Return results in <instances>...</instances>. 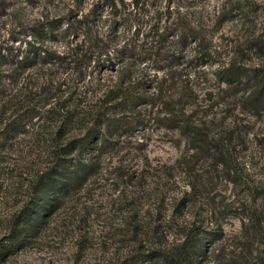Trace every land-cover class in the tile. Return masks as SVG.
Wrapping results in <instances>:
<instances>
[{
	"label": "rangeland",
	"instance_id": "374dc122",
	"mask_svg": "<svg viewBox=\"0 0 264 264\" xmlns=\"http://www.w3.org/2000/svg\"><path fill=\"white\" fill-rule=\"evenodd\" d=\"M93 2L82 0L79 10H95L102 32L116 38L124 25L112 28L111 10L92 8ZM167 3L172 14L161 8L160 24L178 16L202 34L164 54L152 48L145 55H124V61L113 58L114 66L90 60L79 78L70 54L48 67L15 65V54L24 53L27 42L34 45L26 27L45 16H63L68 0H0V48L10 60L1 66L15 75L11 92L42 81L86 91L73 99L79 112L66 117L53 112L51 100L37 98L31 103L37 116L23 118L24 126L0 139V264H131L137 257L149 262V256L150 264H164L154 255L176 254L182 264H264V0L154 4ZM145 24L140 19L139 32L129 37L147 48ZM201 36L208 45L203 58L196 46ZM55 38L45 45L66 52V39ZM228 67L238 74L231 85L216 75ZM126 93L149 100L132 109L117 99ZM101 106L112 115L145 118L132 133L115 132L122 139L117 144L114 137L111 148L97 146L94 129L87 148L68 154V140L86 133ZM164 111L201 125L205 140L219 151L191 149L185 135L161 122ZM65 155L94 158L93 171L56 201L36 231L28 230L42 210L39 178ZM209 234L215 237L205 239ZM199 239L200 254L193 257L190 246Z\"/></svg>",
	"mask_w": 264,
	"mask_h": 264
},
{
	"label": "trees",
	"instance_id": "16d2710c",
	"mask_svg": "<svg viewBox=\"0 0 264 264\" xmlns=\"http://www.w3.org/2000/svg\"><path fill=\"white\" fill-rule=\"evenodd\" d=\"M68 1L70 7L63 16H45L26 27L28 29L26 36L29 35L32 38L34 45L31 46L30 42H27L30 47L21 55L15 54V56H19V60L15 61L16 66L21 67L23 70L38 64L40 67H48L55 63L66 61L65 54H70L68 57L69 62L76 65L74 69H76V74L79 78H84L85 75L83 71L86 67V63L90 60L94 61L95 64L99 63V60H101L108 65L114 66L113 58H117L118 61H124V58H122L125 57L124 55H134L131 54L133 51H136V56L145 55L150 52L152 48L154 51H160V53L164 54L169 49L176 47L178 43H183L188 41L191 37H195L197 34H202L200 29H195L191 24L183 25L178 16L171 22H166L164 25L160 24L161 17H158L157 14L161 11V8L163 9V14H165V10L168 12V14L165 15L170 16L172 14L171 11L169 12V3L159 8L154 4L157 3L158 0H93L92 8L93 6L97 7L99 5L101 8L108 7L111 10V16L115 19V22H113L111 26L112 28L120 24L124 25L125 30H122V32L113 39L110 38L108 32H102V27L99 25L97 19V16L100 14L95 13V10L92 9L87 12L79 10V5L82 0ZM144 18L146 19V24L142 31V35L145 38L148 37V35L151 36L150 45L147 48L133 44L130 40V37L134 36L135 32H139L135 24L138 23L140 19ZM131 25H134V30L129 35V28ZM80 35L82 39L79 40V42H74L79 39ZM56 36L61 37L62 40L66 39V52H59L52 49L47 44L45 45L46 41H57L55 38ZM201 38L202 42L197 43L196 46L198 55L203 58V52L208 50V45L203 43L204 37L201 36ZM87 54L91 55V58L87 56ZM8 61L10 60H8L7 53L2 52L0 48V120L6 121L4 122V126L0 128V139L4 141L6 136H8L16 126H24V122L22 124L20 121L23 120V118L29 117L33 119L37 116V107L31 104L37 98L46 97L47 100H51L54 103L51 109L53 112L57 113V115H64L66 117L69 114L79 112V108H77V104L75 103L76 101L73 99L74 97L78 99L81 98L80 93L82 91L77 90L74 84H68L67 90H62L59 83L52 85L42 81L41 84H32L29 87H16L13 92H11L10 84L12 79L15 78V75H9L1 66ZM11 61L13 62V60ZM15 71L16 68L14 69V72ZM235 71L236 70L230 67L221 68L217 71L216 75L219 80L227 85H231L238 77ZM69 88L70 90H68ZM85 92L86 91L82 93ZM160 93L161 90L157 89V95L159 97L161 96ZM118 98H124V102L128 103L131 108H135L140 103L149 100L147 99L142 102L143 100H140L141 97L128 93L125 95L122 94L121 97L118 95L117 99ZM160 103L164 106V101H160ZM148 104L153 106L154 103L149 101ZM12 113L13 115H11ZM143 118H145V115L138 114L137 117H132V115L130 117H122L121 114L112 115L101 106L93 113L91 125L87 128L86 133L80 136H74L68 140L66 145L68 154L74 152L80 153L84 148H87L89 146L88 144L92 143V140H94V129L99 132V135L95 138L97 146L103 148L110 146L111 148L114 144L119 143V139H122L121 135L123 133H132V131L139 127ZM190 119L191 118H187L182 114L174 115L166 111H164L161 116V122L164 123L165 127L177 129L181 135L186 136L191 149H195L196 152L200 153L219 151V149L205 140L206 137L203 135L202 126L192 122ZM100 127L103 128L100 130ZM115 132H121L122 134L119 133V135H116ZM114 137H116L118 142L115 143ZM111 139H113V141ZM93 160L94 158L92 157L88 160H78L75 158L68 160L65 155L55 161L54 166L49 167V169L40 176L38 182L42 183V188L38 195H36V200L37 204L41 203L42 210L39 217L34 218V221H31V223L28 222V230L36 231L39 225L44 223L51 215L54 207H57L56 201L64 198L74 184L81 183L88 178L93 171L92 167L95 163V160ZM69 162L71 163L70 169L66 167V163ZM119 168L120 167H117V170ZM213 237H215V235L212 236L209 234L205 239H212ZM196 243L198 247H201L202 242L199 239L194 245L190 246L192 247L190 252L193 253V257L200 254V250L195 251ZM154 256H157L164 264L183 263L180 260L179 254H176V256ZM150 258L151 256H149L147 260L149 262H146L145 258L137 257L136 262L131 264H150Z\"/></svg>",
	"mask_w": 264,
	"mask_h": 264
}]
</instances>
